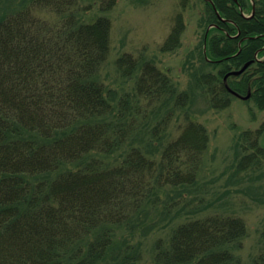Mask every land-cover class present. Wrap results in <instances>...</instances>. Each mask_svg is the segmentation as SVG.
<instances>
[{
	"label": "trees",
	"instance_id": "obj_1",
	"mask_svg": "<svg viewBox=\"0 0 264 264\" xmlns=\"http://www.w3.org/2000/svg\"><path fill=\"white\" fill-rule=\"evenodd\" d=\"M12 2L0 15V264H246L243 217L207 211L202 198L180 214L210 139L189 110L194 91L130 52L115 69L132 89L114 88L104 69L112 23L80 18L90 4ZM199 21L200 97L219 110L232 91L251 93L264 107V0H204ZM185 27L179 12L161 50L179 48ZM263 131L241 134L237 171L264 165Z\"/></svg>",
	"mask_w": 264,
	"mask_h": 264
},
{
	"label": "rangeland",
	"instance_id": "obj_2",
	"mask_svg": "<svg viewBox=\"0 0 264 264\" xmlns=\"http://www.w3.org/2000/svg\"><path fill=\"white\" fill-rule=\"evenodd\" d=\"M12 1L0 0V15L7 11L5 9ZM80 2L82 8L90 4L89 9L78 13L80 18L92 21L103 15L111 20V50L104 69L114 88L132 89V83L120 78L115 69V60L124 52H130L135 56L144 53L146 57L154 59L159 67L169 73L179 89L194 91V101L189 110L197 121L205 125L210 139L199 178L201 186L191 193H184L183 202L179 205L183 209L180 214L186 215L189 208L202 198L207 211L220 210L243 217L248 232L243 248L237 250V254L246 264H254L255 258L264 250V165L239 172L237 160L241 134L246 130L264 128V107L252 98L234 96L226 108L216 110L200 97L192 74L202 57L199 15L204 8V0H190L186 9L180 6V0H115L106 10L101 8L103 0ZM16 4L23 5L24 0H16ZM179 12H183L186 22L181 46L173 51H162L161 46ZM245 13L249 14L247 11ZM37 14L54 20L47 10L38 9ZM178 124L175 117L167 129L173 137L179 134ZM260 144L264 146V131ZM186 203L190 205L184 208ZM180 214L177 215L179 218ZM171 226L164 227L160 234L165 236Z\"/></svg>",
	"mask_w": 264,
	"mask_h": 264
},
{
	"label": "water",
	"instance_id": "obj_3",
	"mask_svg": "<svg viewBox=\"0 0 264 264\" xmlns=\"http://www.w3.org/2000/svg\"><path fill=\"white\" fill-rule=\"evenodd\" d=\"M255 11V4L253 3V12ZM251 62H247L240 70H235L230 72L229 74H227V76L225 77V79H227L228 76L230 75H237L242 73L249 65ZM232 91V90H231ZM233 94H235L236 96H241L239 93L232 91ZM250 97V94H247L246 96H243L244 99H248Z\"/></svg>",
	"mask_w": 264,
	"mask_h": 264
}]
</instances>
